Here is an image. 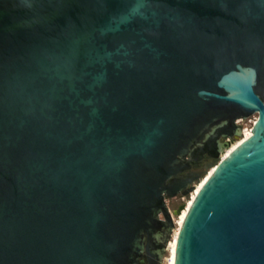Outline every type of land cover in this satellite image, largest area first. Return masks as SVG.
I'll return each mask as SVG.
<instances>
[{"label": "water", "instance_id": "1", "mask_svg": "<svg viewBox=\"0 0 264 264\" xmlns=\"http://www.w3.org/2000/svg\"><path fill=\"white\" fill-rule=\"evenodd\" d=\"M211 169L175 264H264V0H0V264H163Z\"/></svg>", "mask_w": 264, "mask_h": 264}, {"label": "bare ground", "instance_id": "2", "mask_svg": "<svg viewBox=\"0 0 264 264\" xmlns=\"http://www.w3.org/2000/svg\"><path fill=\"white\" fill-rule=\"evenodd\" d=\"M242 135L243 136L241 137V139H238V141H240L239 145L243 142V140H245V139L249 138L250 136H252V131H245V132L242 131ZM229 154L230 153L225 154V155H223L221 157L222 158H226ZM214 170L215 169H211L210 172H209V174H207L206 177H204L201 180V182L196 185V190L192 193V195L195 194V196L193 197V199L189 203H187V204L185 203L186 204V208L182 211V213L180 214V216L176 217L177 219H179L180 223H179V226L178 227L176 226L177 227L176 228L177 230L175 229L174 230V233H173L174 235H173L172 243H171V246L169 248V252H171V257L169 259V264H175L176 246H177V239H178V234H179L180 226L183 225L184 220H185V218H186V216L188 214V210H189L190 206L192 205L194 199L196 198V195L199 193V191L201 190V188L203 187V185L205 184V182L207 181V179L209 178V176H211V174L213 173ZM176 218L174 217V222H175V219ZM165 260H167V263H168V259H165Z\"/></svg>", "mask_w": 264, "mask_h": 264}, {"label": "rangeland", "instance_id": "3", "mask_svg": "<svg viewBox=\"0 0 264 264\" xmlns=\"http://www.w3.org/2000/svg\"><path fill=\"white\" fill-rule=\"evenodd\" d=\"M249 124V122L247 121V120H244V122H243V125L245 126V125H248ZM233 141L234 140H237L236 138H234V139H232ZM231 140V141H232ZM195 196V194H193L190 198L189 197H177V198H175V199H170V200H168V205H169V207H170V210L172 211V212H174V211H176V210H178V208L182 205V204H184V203H189L192 199H193V197ZM175 223H176V226L178 227L179 226V223H180V221H179V219H175ZM176 227V228H177ZM177 230V229H176ZM174 235V234H173ZM172 239H173V237H172ZM172 239H171V241L169 242V244H168V248H167V253L165 254V257H164V264H169V259H170V257H171V252H169V248H170V246H171V243H172ZM165 259H168V263H167V260H165Z\"/></svg>", "mask_w": 264, "mask_h": 264}, {"label": "built area", "instance_id": "4", "mask_svg": "<svg viewBox=\"0 0 264 264\" xmlns=\"http://www.w3.org/2000/svg\"><path fill=\"white\" fill-rule=\"evenodd\" d=\"M257 120L258 119H257L256 115H253V116H251L250 118L247 119V121L249 122L248 125H245V126L243 125L244 120H240L237 123L242 126V131H244V132L245 131H252L253 126L256 124Z\"/></svg>", "mask_w": 264, "mask_h": 264}, {"label": "flooded vegetation", "instance_id": "5", "mask_svg": "<svg viewBox=\"0 0 264 264\" xmlns=\"http://www.w3.org/2000/svg\"><path fill=\"white\" fill-rule=\"evenodd\" d=\"M234 141H238V140H234ZM203 171L202 169V163L198 166H193L191 172H196V173H201ZM145 264H149V262L145 263Z\"/></svg>", "mask_w": 264, "mask_h": 264}]
</instances>
